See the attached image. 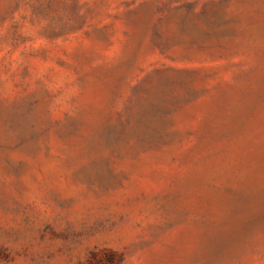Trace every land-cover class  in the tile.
I'll return each mask as SVG.
<instances>
[{
	"label": "rangeland",
	"instance_id": "374dc122",
	"mask_svg": "<svg viewBox=\"0 0 264 264\" xmlns=\"http://www.w3.org/2000/svg\"><path fill=\"white\" fill-rule=\"evenodd\" d=\"M0 264H264V0H0Z\"/></svg>",
	"mask_w": 264,
	"mask_h": 264
}]
</instances>
